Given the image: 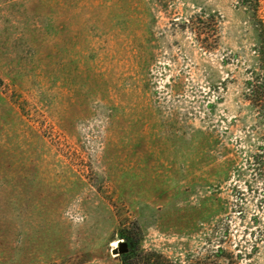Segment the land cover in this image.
Wrapping results in <instances>:
<instances>
[{
    "label": "rangeland",
    "instance_id": "obj_1",
    "mask_svg": "<svg viewBox=\"0 0 264 264\" xmlns=\"http://www.w3.org/2000/svg\"><path fill=\"white\" fill-rule=\"evenodd\" d=\"M258 20L264 0H0V264H264Z\"/></svg>",
    "mask_w": 264,
    "mask_h": 264
},
{
    "label": "trees",
    "instance_id": "obj_2",
    "mask_svg": "<svg viewBox=\"0 0 264 264\" xmlns=\"http://www.w3.org/2000/svg\"><path fill=\"white\" fill-rule=\"evenodd\" d=\"M246 5V1L248 0H243ZM257 1V0H255ZM260 25L261 28H259L260 34L259 38L261 41L264 42V27L262 25V22L258 20V23H255V25ZM255 53H257V56H261V59L264 60V46L260 45L257 49L254 48ZM255 75V79L247 80L246 85L248 89V97L250 101H252L254 104H257L259 106H262V111L264 110V64H261L258 68H254L253 72Z\"/></svg>",
    "mask_w": 264,
    "mask_h": 264
},
{
    "label": "water",
    "instance_id": "obj_3",
    "mask_svg": "<svg viewBox=\"0 0 264 264\" xmlns=\"http://www.w3.org/2000/svg\"><path fill=\"white\" fill-rule=\"evenodd\" d=\"M117 247L112 249V253L114 255H118L119 253H124L127 251V243L124 242L123 240H120L117 242Z\"/></svg>",
    "mask_w": 264,
    "mask_h": 264
}]
</instances>
